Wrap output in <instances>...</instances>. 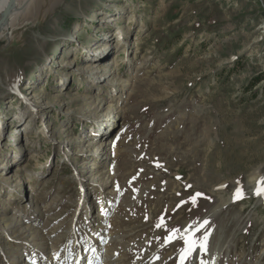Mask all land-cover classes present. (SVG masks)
<instances>
[{"label": "rangeland", "instance_id": "obj_1", "mask_svg": "<svg viewBox=\"0 0 264 264\" xmlns=\"http://www.w3.org/2000/svg\"><path fill=\"white\" fill-rule=\"evenodd\" d=\"M261 177L259 0H31L0 35V264H264Z\"/></svg>", "mask_w": 264, "mask_h": 264}, {"label": "bare ground", "instance_id": "obj_2", "mask_svg": "<svg viewBox=\"0 0 264 264\" xmlns=\"http://www.w3.org/2000/svg\"><path fill=\"white\" fill-rule=\"evenodd\" d=\"M7 1L8 0H0V14H1L3 8L5 7V5L7 4ZM30 2H31V0H16L14 11L10 14V16L8 18V22L6 23V25L0 30V35H2V33L4 31H6L8 28L12 27L18 19H20V18H22V16H24L25 12L27 11V9L30 5ZM92 59H93L92 61H86V64L87 63H90V64L94 63L93 61H96L98 58L92 57ZM113 110H114V108H111V110L109 111L110 115L106 116V114H105L103 118H100V120L97 121V123H100L99 126H101V128L103 127L106 130L107 127H105V126H108L111 123L112 117H113V119H114V117H116V115H111V114H114ZM77 114H80V112H77ZM111 126H109V127H111ZM80 181H81V184L83 186L84 183H83L81 178H80ZM251 190H253V189H251ZM226 203H228V200L222 199L219 202L218 206L225 205ZM33 228H36V229H33L29 232L30 228H28L27 232H28L29 238H31V241L33 240V242H34V240H35L36 241L35 244H37L38 242L43 241L42 237H44V235L42 233H41L42 235L39 234V231L41 232V230L37 226H33ZM15 230H12V232H15ZM18 232H20V231H18ZM19 238H21L22 240L27 239L22 234L19 235ZM62 242H63V240H60V241L56 242L55 244L51 245L52 248H51L49 253H50L51 258H55L52 264H83L82 260H81V256L78 257V251L79 250L82 251V254L81 253L80 254L82 255V258H83V257L87 256V253H84V250L86 249L87 245H90V242H93V245L96 244L95 238H89L88 240L78 239V240H76V242L74 244L73 254L68 253L67 257L64 259V258H61L58 256V254L60 253V250H64ZM206 242L207 241L204 240V245H207ZM59 244H61V245L59 246ZM36 247H39L38 244ZM106 247L108 249L111 248L109 246L108 242L106 243ZM122 247H123V245L119 247L120 249H119V252L115 256V259L111 258V255L115 251L111 248L110 254H108V258H107V259H109V261L107 262V259H106L104 264H119L120 259L118 260L117 258H121V256H122V253H121ZM92 250H93V246H92ZM96 250L98 252L100 250L99 247H96ZM38 253H40L43 256L45 251H44V249H40V251H38ZM18 260H20L19 262L22 263V261L27 260V258L25 259V256H24L21 259V256L19 255ZM174 261H175V259H174ZM174 261H173V263H174ZM87 264H98V258L93 257L92 254H89L88 258H87Z\"/></svg>", "mask_w": 264, "mask_h": 264}, {"label": "snow or ice", "instance_id": "obj_3", "mask_svg": "<svg viewBox=\"0 0 264 264\" xmlns=\"http://www.w3.org/2000/svg\"><path fill=\"white\" fill-rule=\"evenodd\" d=\"M239 183V182H237ZM257 190H256V194L257 195H264V177H261V179L259 181H257ZM197 195H200L199 193H197ZM235 198L236 199H241L243 198V191L242 188H237V191L235 193ZM163 223V222H162ZM205 223H207V221H205ZM161 225H157V227H160ZM202 226V225H201ZM178 231V230H174ZM207 240V236H205V241ZM185 243L188 245V247L184 250L185 253H191V251L193 250V241L191 240V238H185ZM201 247H204V244H201ZM182 264H183V255H182Z\"/></svg>", "mask_w": 264, "mask_h": 264}, {"label": "water", "instance_id": "obj_4", "mask_svg": "<svg viewBox=\"0 0 264 264\" xmlns=\"http://www.w3.org/2000/svg\"><path fill=\"white\" fill-rule=\"evenodd\" d=\"M259 1H260L261 5L264 9V5L262 4V0H259ZM15 2H16V0H8L7 4L3 8V10L0 14V30L6 25V23L8 22V18L10 16V14L14 11Z\"/></svg>", "mask_w": 264, "mask_h": 264}]
</instances>
